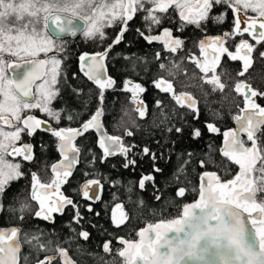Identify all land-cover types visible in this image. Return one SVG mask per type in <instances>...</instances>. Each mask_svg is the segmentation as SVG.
<instances>
[{
  "label": "snow or ice",
  "instance_id": "6c2138e0",
  "mask_svg": "<svg viewBox=\"0 0 264 264\" xmlns=\"http://www.w3.org/2000/svg\"><path fill=\"white\" fill-rule=\"evenodd\" d=\"M216 6L222 7L224 11L214 16L212 12ZM169 9L179 12L182 23L194 24L198 28L206 25L209 20L222 23L229 10L234 13L231 32L199 41L202 55L205 54L206 44L213 50V75L205 81L213 85V92H223L226 87L220 76L215 74V66L219 64L221 56L226 54L232 61L243 62L238 72L240 77L245 76L253 66L254 53L258 52L259 59L264 60V51H259L260 47H264V0H25L20 3H17V0H0V211L4 209V196L12 182L27 175L22 170L23 162H32L35 159L33 145L22 143V136H33L38 129L42 128L57 138V148L63 159L51 165V171L55 175L50 183L41 182L37 173H31L28 198L20 202L19 208H8L10 212L17 214L21 221L26 213H30L36 218L54 223L53 214L62 213L68 206L73 208V219L77 224L83 219L80 205L65 196L60 188L68 182L74 167L80 162L81 148L77 147L74 141L84 137L90 130L99 134L97 143L103 150L99 157L101 163L108 157L120 154L125 158L124 168L136 165L134 150L139 146L135 143L126 145L123 137L109 135L102 122L105 115L104 92L113 88L116 83L110 76H105V61L110 52L124 41L128 22L137 14H142L145 23L144 31L138 29L137 33L149 44L162 41L171 53L182 49L184 41L178 36H173L171 29L164 28L162 35L152 34L162 25L166 18L164 14L168 13ZM249 12L253 15H249ZM79 22L83 23V27ZM114 25H119L120 30L114 38L108 37L104 30ZM13 32L15 35L11 34ZM78 33L85 38L98 40L101 44L109 39L112 42L103 51L94 54L83 53L79 56L80 72L99 89L97 106L94 112L88 114L87 120L80 121L78 127L61 128L59 124L62 120L75 123L86 114L70 111L66 106L59 109L53 106V102L61 95V79L73 95H83V89L68 83L67 75L61 72L63 60L69 54L67 42L63 37L76 36ZM243 33H250L255 44L241 39L240 43L235 45V53L229 51L225 46L226 40ZM242 49L243 55L240 54ZM6 52L15 57H20L21 53L32 57L24 60L26 69L16 78L9 77L6 72L8 69L14 71L20 68L21 64L7 61L4 56ZM41 54L45 59L38 58ZM160 57L161 53L157 52L155 59ZM187 58L193 60L202 72L207 73L210 70L206 56L204 63L194 56ZM183 59L184 57H181V61ZM179 68L180 62L174 59H170L168 64H159L161 71H167V74L173 77L176 75L175 70ZM76 75L73 73V78H76ZM153 83L162 92L172 93L181 107H187L191 114L198 118L197 100L191 94L176 95L173 84L163 77ZM130 84V80H125L124 90L132 91L135 111L140 118H144L147 106L137 99L136 94L145 89L140 84H134L130 89ZM234 91L243 95L244 107L240 112L244 115L233 117L239 125L237 129L223 133L225 148L221 149V152L224 157L239 166V172L232 179H222L216 172L205 171L199 174V188L193 189L198 191L199 200L184 205L179 218L149 224L138 232L140 239L135 242L123 237L117 238L118 242L125 246L117 250V255L123 258L124 264H264V107L253 99L264 96V92L252 89L251 85L245 82H237ZM88 95L91 97V90ZM204 95L207 96V93ZM89 102L81 101L85 109ZM156 107L160 109V124L172 119L164 111V104L160 99L156 100ZM31 110H39L49 119L41 120L35 115L27 114ZM180 119L183 120L184 117L181 116ZM53 124L56 127H53ZM133 124L139 127L135 122ZM160 124L155 126L159 127ZM5 125L11 130L5 131ZM206 127L213 133L220 131L213 124H206ZM166 130L182 133L184 129L172 126ZM241 134H244L246 139L242 138ZM132 135L130 130H125L124 137ZM192 135L198 138L202 133L200 129L193 128ZM249 142L250 147L247 146ZM140 151L143 156L152 160L153 172H162L155 164L163 153L158 155L148 146H144ZM187 155L190 158L193 154ZM9 156L21 157L22 160L9 161ZM97 159L95 153H92L89 163L94 164ZM207 162H212L210 157ZM190 163V159L183 160L178 166L173 175L177 183L181 182V176H185L183 182L190 183L186 180V169ZM205 164V160L199 161L201 167ZM84 175L89 174L85 172ZM146 181L154 182V176L144 175L139 181L141 189L145 188ZM92 185L97 189L101 186L99 180H86L80 189L76 190L77 194L88 200L99 199L95 192L89 195ZM40 189L45 190L47 195H41ZM185 192V187H178L176 194L183 197ZM155 199L160 200L161 196L156 195ZM33 203L37 205L34 211ZM139 204L143 206V201H139ZM87 210L92 211L90 204ZM128 218L123 206L116 204L112 211L114 224L119 226ZM145 233L149 235L146 236ZM168 233L174 235L169 236ZM21 234L23 244H27L36 253L35 264H53L57 257L63 260V264H76L69 257L68 250L59 246V241L46 239L51 234L39 229L26 232L19 227L0 229V264H20ZM77 235L84 240L89 239L87 231H80ZM110 244L111 241L103 244L106 254L112 251ZM49 251L55 255H45L40 259L41 252ZM77 251L83 250L78 246ZM23 260L24 264H29V256H24Z\"/></svg>",
  "mask_w": 264,
  "mask_h": 264
},
{
  "label": "trees",
  "instance_id": "16d2710c",
  "mask_svg": "<svg viewBox=\"0 0 264 264\" xmlns=\"http://www.w3.org/2000/svg\"><path fill=\"white\" fill-rule=\"evenodd\" d=\"M139 29V28H138ZM140 30V29H139ZM66 41V40H65ZM67 42L68 55L64 58L61 65V72L67 75L68 83L74 87L83 89L82 96L73 95L70 88L64 86V80H60V98L53 102L57 109L67 107L70 111L85 112L75 123L62 120L59 127H78L80 121L87 120L91 112H94L97 106L98 87L91 84L84 78L78 68L79 56L83 53H95L103 51L107 46L104 41L101 44L98 40L88 39V43L81 40ZM160 49L151 48L138 33L131 34L129 31L125 34V39L117 45L106 59L109 75L116 81V87L104 92V112L102 122L109 135L121 136L126 145L135 143L139 148L135 149V166L124 168L125 158L115 155L108 157L101 163L99 157L102 153L97 146V138L90 130L84 137L75 140L77 147L81 148L79 156L80 162L77 164L73 175L69 177L68 182L63 184L60 191L72 198L80 205V213L83 219L77 224L74 219V211L71 206L66 207L62 213H54V220L44 221L36 218L30 213H26L23 221L17 218L8 210L9 206L19 208L20 202L28 198L31 184V173L35 172L41 182L50 183L54 175L50 171L51 165L60 159L56 149L57 138L46 131L40 130L29 139L33 145L32 162H23V171L27 174L24 178L14 181L4 196V209L0 215V227L16 226L26 232L43 230L51 234L46 237L53 241H59V246L68 250V254L76 264H124L123 259L117 255V250L125 246L117 240L123 237L125 240L135 241L138 232L147 224H155L161 220L167 221L182 214L183 206L199 199L198 189L200 185L199 174L205 171H222L231 162L227 161L221 154L222 136L221 132L229 129L232 124L231 113L226 112V99L220 96L205 99L201 96L199 103L200 111L198 118H195L191 112H181L177 105L166 103L161 94L153 90L152 96L148 99L147 113L144 118H140L133 103H130L126 91H120L123 80L139 82L140 85L151 87V82L158 76H162L159 65L155 64V53ZM144 58V59H139ZM162 55L160 59H162ZM147 69V70H145ZM75 73L76 78L72 74ZM264 73L256 68L251 73V85L260 90L264 85ZM91 90V97L89 91ZM205 94V93H202ZM160 99L164 104V111L172 119L169 122L160 124V109L154 102ZM82 100H89L87 109L81 103ZM173 109L175 114L173 115ZM223 110V111H221ZM43 119H49L44 113L39 114ZM184 119L181 120L180 117ZM139 125V127H135ZM156 124H160L156 127ZM206 124H213L220 129L218 133L210 132ZM183 127L182 133L168 132L167 127ZM53 127H56L53 124ZM200 129L202 135L194 138L192 129ZM125 130H130L133 135L124 137ZM144 146L150 147L151 151L162 156L156 161L155 166L162 169V172L152 171L153 162L143 156L140 149ZM92 153H95L97 160L94 164L89 163L92 159ZM188 153L193 154L190 158ZM211 163H208V158ZM132 158V157H129ZM191 160L187 165L186 180L185 176L180 177V183L173 179L179 165L183 160ZM200 160H205L204 167L199 165ZM233 164L230 173L235 172ZM87 172L89 175L85 176ZM144 175L154 176V182L146 181L145 188L139 187V181ZM99 180L100 192L99 199L90 201L82 195H78L76 190L86 180ZM185 187L186 192L183 197L177 196V188ZM160 195L161 199L156 200L155 196ZM143 201V206L139 201ZM91 205L92 211H88V205ZM116 204L123 206V211L127 213L128 219L121 225L116 226L112 220V211ZM37 205L33 203V211ZM119 215V213H117ZM75 230V231H73ZM80 231H87L89 239L84 240L77 235ZM21 250L20 264H24L23 257L29 256V264H35L36 253L33 252L27 244H23ZM111 241L112 251L105 253L103 244ZM78 246L83 250L77 251ZM91 253L93 255H88ZM55 254L52 251L40 253V259L45 255ZM53 264H60L54 260Z\"/></svg>",
  "mask_w": 264,
  "mask_h": 264
},
{
  "label": "flooded vegetation",
  "instance_id": "af4514ba",
  "mask_svg": "<svg viewBox=\"0 0 264 264\" xmlns=\"http://www.w3.org/2000/svg\"><path fill=\"white\" fill-rule=\"evenodd\" d=\"M18 1L25 2V0H17V3H18ZM223 11H224V9L222 7L216 6L213 9L212 15L215 16L219 13H222ZM164 15L166 16V18L164 19L162 25L159 28L155 29L152 32V34L153 35H162L163 29L169 28V29H171L173 36H178L179 38H181L184 41V44H183L182 49L178 50L176 53H171L168 51L167 48H165L162 41H154L151 44H149L146 41V43L149 46H151V48H156L157 50L158 49L161 50V55L163 58L162 59H156V62H155L156 65L157 64L159 65L160 63L168 64L170 59H174V60L180 62V68L178 70H175L176 75L174 77L169 76L167 74V71H162V76H158L154 80L159 79L160 77H163L164 79L169 80L173 84L176 95H180L181 93L191 94V96H193L197 100V108L199 109V111H200L199 103H200L202 98L209 100L211 97L215 98L217 96H220L222 99L223 98L226 99V104H227L226 112L227 113H231L233 115V117H235L237 115H242V112H240V109L244 107L243 95L236 93L234 91V86L237 82H245V83L251 85V83H250L251 73L256 68H259V70H261L264 73V60L259 59L258 52L254 53L253 54V60H254L253 66L248 70V72L245 74V76L240 77L238 75V72L241 70L243 62L240 60L232 61V60H230V58L226 54L221 56L219 64L215 66V74L220 76L221 82L225 83L226 87L223 90V92H220V91L213 92V85L205 82L207 79H210L213 75V72L211 71V67L213 66V59H212L213 58V50L210 47H208L206 44L205 54L202 55L200 48H199V41L207 40V38H211V37L223 36L224 33L231 32L232 28H233L234 13L231 10H229L227 12V18L222 23H214L211 20H209L206 25H203L200 28H198L194 24H188L187 22L182 23L178 11H174L172 9H169V12L164 14ZM249 15H253V13L249 12ZM127 27H128L127 31H129L133 35L136 34L138 28L140 29V31H144L145 23H144V20L142 19V14H137L133 20L128 22ZM242 27H243V25H242ZM257 29L259 30V25H257ZM119 30H120V26L114 25L112 27L106 28L104 31L108 37L114 38L115 34ZM81 39H82L83 43H85V44L88 43L89 38L83 37L82 34H78V36L75 38H71V37L64 38V40H66L68 42H71L74 40L78 41ZM241 39L247 40L250 43L255 44V41L252 39V36L250 33H243V35L236 34V35H233L232 37L228 38L226 40L225 46L228 47L229 51L235 53V51H236L235 45L239 44ZM106 42L108 45L112 42V40L109 39V40H106ZM259 51H264V47H260ZM240 54L241 55L244 54L243 49L241 50ZM4 56H5V59L7 61L13 62V63L23 61L26 59H32V58L12 59L5 53H4ZM189 56H194L196 59H199L201 63L205 62V56H206L210 70L207 73L202 72L201 68L198 67L197 64L193 62V60L187 58ZM181 57H184V59L182 61H181ZM40 58H45V56H42ZM185 70H186V74H185ZM6 74L10 77L8 70H7ZM108 74H109V71H108ZM262 77L264 79V75ZM154 80H152L150 88H147L145 85H141L145 89V91L137 92L136 95H137V99L139 101H141L144 105L147 106L148 99H150L152 96V91L156 90L161 94L162 99L166 103L177 105V107L179 108V111H181V112H190V110L187 107H181L180 104H178L176 102V100L173 98L172 93L162 92L159 88L155 87V85L153 83ZM124 81L125 80L122 81V87H121L120 91H126V90H124ZM134 84H140V83L139 82H132V84L129 85V88L131 89L132 85H134ZM115 87H116V83H115V86L111 89H114ZM251 88L254 90H257L252 85H251ZM111 89H106V90H111ZM126 92L128 94L130 103H133L132 102V91L129 90ZM258 92H264V85L261 86V89L258 90ZM202 93H207V96H205ZM201 96H204V97L200 98ZM253 99H255V102L257 104L264 107V96H257ZM182 101H183V97H182ZM184 102L186 103V101H184ZM133 104H134V107L136 109V104L135 103H133ZM154 104L156 105V101L154 102ZM221 111H223V110H221ZM40 113L41 112L39 110H31L27 114H32L41 120H45V119L41 118V116L39 115ZM5 114L9 115L8 113H5ZM233 117H232V124L229 127V129L221 132V136H222L221 149H223V142L225 140L223 133L228 131V130L233 129L235 126ZM4 130H11V129H9L8 126L5 125ZM40 130H43V129H38L37 132ZM241 136H242V138L246 139L245 135H241ZM30 137L31 136L23 135L22 136V143L32 144V142L29 139ZM247 146L250 147L251 143L249 142L247 144ZM221 154H222V152H221ZM8 158H9V160H11L13 162L22 160L21 157L9 156ZM224 158L227 161H230L228 158H226V157H224ZM233 164L236 167L234 169L235 172L230 173V169H231ZM213 172H216L218 175H220L222 179H232L239 172V166L236 165L235 163L231 162V165L230 166L225 165V167L222 169V171H220V172L213 171ZM53 175H55V174H53ZM198 200H196V201H198ZM0 229H2V227H0ZM56 260H58V262L60 263L59 258H57Z\"/></svg>",
  "mask_w": 264,
  "mask_h": 264
},
{
  "label": "water",
  "instance_id": "95a60500",
  "mask_svg": "<svg viewBox=\"0 0 264 264\" xmlns=\"http://www.w3.org/2000/svg\"><path fill=\"white\" fill-rule=\"evenodd\" d=\"M80 23V26L81 27H83V23L82 22H79ZM79 34V33H78ZM78 34L76 35V36H67V35H65L64 37H63V39L64 38H67V37H71V38H75V37H77L78 36ZM96 53V52H95ZM88 54H94V53H88ZM39 59H45V58H40V57H38ZM27 60V59H26ZM14 63H20L21 64V67L20 68H18V69H15L14 71L12 70V69H8V72H9V74H10V77H12V78H16L17 76H18V74H20V73H22V72H24L25 71V69H26V65H24V60L23 61H19V62H14ZM105 64H106V62H105ZM46 68L47 67H49V66H45ZM78 67H79V71H80V61H79V63H78ZM43 70V69H42ZM80 74L83 76V74L80 72ZM105 76H109V74H108V69H107V65H106V69H105ZM84 78H86L85 76H83ZM87 79V78H86ZM88 80V79H87ZM89 81V80H88ZM91 84H93L94 86H96L92 81H89ZM33 91H34V89H33ZM30 115H32V114H30ZM242 115H244V113H242ZM104 125V124H103ZM234 128L233 129H237L238 127H239V125H238V123H237V121L234 119ZM7 126V125H6ZM105 128V127H104ZM42 129V128H41ZM94 134H95V136H96V138L98 137V133H96L94 130H91ZM241 135H244V134H241ZM78 139V138H77ZM57 143H58V141H57ZM57 143H56V149H57V152H58V154H59V156H60V159L59 160H57L56 162H54L53 164H55V163H59L62 159H63V157H62V155L60 154V152H59V150H58V148H57ZM74 143H75V141H74ZM97 146H98V143H97ZM98 148L100 149V150H102L99 146H98ZM223 148H225V140H224V142H223ZM103 151V150H102ZM117 155H119V156H121L120 154H117ZM112 157V156H111ZM77 166V165H76ZM76 166L74 167V169H73V172H74V170H75V168H76ZM50 171H51V167H50ZM51 173H53L52 171H51ZM54 174V173H53ZM85 182H83L81 185H83ZM81 187V186H80ZM40 191V193L42 194V195H47V193L45 192V190H43V189H40L39 190ZM96 193L98 196H99V192H100V188L99 189H97L96 188V186L95 185H92V186H90V190H89V195L91 196V195H93V193ZM97 199H92V200H90V201H96ZM196 201H193V202H190V203H188V204H192V203H195ZM187 205V204H186ZM197 211H199L198 209H197ZM1 212L2 211H0V214H1ZM182 213H183V209H182ZM182 215V214H181ZM180 215V216H181ZM179 216V217H180ZM179 217H175V218H173V219H176V218H179ZM170 220H172V219H170ZM168 221V220H167ZM156 224V223H155ZM149 224H147L143 229H145V228H147V226H148ZM11 227H16V226H9V227H3L2 229H4V230H7V229H9V228H11ZM163 231V230H162ZM145 235L147 236V235H149V233H145ZM168 235L169 236H171V235H174V233H168ZM140 239V237L137 235V239L135 240V241H138ZM134 241V242H135ZM21 250H22V248H21ZM53 255H55V254H53ZM69 255V254H68ZM50 256H52V255H50ZM70 257V256H69ZM57 258H59V257H57ZM71 258V257H70ZM123 259V258H122ZM59 261H60V263L61 264H63V260L61 259V258H59Z\"/></svg>",
  "mask_w": 264,
  "mask_h": 264
},
{
  "label": "rangeland",
  "instance_id": "374dc122",
  "mask_svg": "<svg viewBox=\"0 0 264 264\" xmlns=\"http://www.w3.org/2000/svg\"><path fill=\"white\" fill-rule=\"evenodd\" d=\"M21 1H18V3H20ZM12 35H15V32H13V33H11ZM23 44H24V42L22 41L21 42V46H23ZM6 46H7V44H6ZM13 48H14V50H15V42L13 41ZM5 54H7L10 58H12V59H21V58H32V57H29V56H26L25 54H23V53H21V56L20 57H15V56H12V55H10L9 53H5ZM42 56H44L43 54H41L39 57H42ZM50 67V66H49ZM39 83V82H38ZM35 90V89H34ZM5 131H9V130H5ZM7 159L9 160V158L7 157ZM9 161H11V160H9Z\"/></svg>",
  "mask_w": 264,
  "mask_h": 264
}]
</instances>
